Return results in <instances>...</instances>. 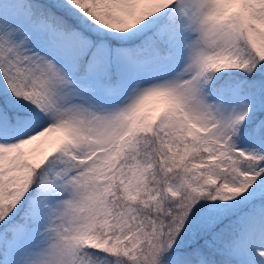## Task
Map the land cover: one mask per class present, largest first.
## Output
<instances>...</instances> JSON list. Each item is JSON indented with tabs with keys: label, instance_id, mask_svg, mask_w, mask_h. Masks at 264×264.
Here are the masks:
<instances>
[{
	"label": "snow or ice",
	"instance_id": "6c2138e0",
	"mask_svg": "<svg viewBox=\"0 0 264 264\" xmlns=\"http://www.w3.org/2000/svg\"><path fill=\"white\" fill-rule=\"evenodd\" d=\"M0 264H264V0H0Z\"/></svg>",
	"mask_w": 264,
	"mask_h": 264
}]
</instances>
